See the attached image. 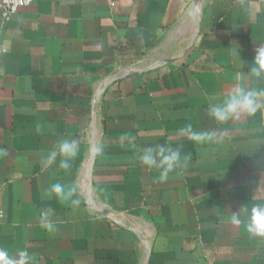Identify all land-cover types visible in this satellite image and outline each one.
I'll return each mask as SVG.
<instances>
[{"label": "crops", "instance_id": "crops-1", "mask_svg": "<svg viewBox=\"0 0 264 264\" xmlns=\"http://www.w3.org/2000/svg\"><path fill=\"white\" fill-rule=\"evenodd\" d=\"M262 46L264 0L0 9V247L33 264H264V237L231 223L264 203V106L227 123L208 112L233 88L264 91L249 73ZM206 131L216 143L191 139ZM64 139L79 142L70 168L45 166ZM156 145L191 158L161 179L138 160Z\"/></svg>", "mask_w": 264, "mask_h": 264}, {"label": "clouds", "instance_id": "clouds-1", "mask_svg": "<svg viewBox=\"0 0 264 264\" xmlns=\"http://www.w3.org/2000/svg\"><path fill=\"white\" fill-rule=\"evenodd\" d=\"M235 55L238 57L237 50ZM249 73L257 80H264V46L255 49L253 66ZM264 106V91L253 90L245 87H236L224 96L217 103H212L208 109L209 115L218 123H227L233 119H239L242 115L252 117ZM191 139L196 143H216L217 136L214 131L193 132ZM92 155L99 156L103 152L100 145L90 149ZM79 152V142L75 139H64L58 142L56 149L52 150L45 160V166L56 163L57 156L61 157L59 166L68 169L71 162ZM190 154L182 156L180 149L172 148L169 145L148 146L140 150L138 155L139 163L148 168L160 170L161 179L177 168L186 166L190 160ZM51 191L60 201H71L72 204H79L78 200L72 199L76 187H65L62 184H53ZM42 226L47 231H53L54 226L48 220V213L42 217ZM231 223L234 225L243 224L246 230L253 236L264 237V203H258L251 208L242 206L240 212H233ZM0 264H33V259L25 249H18L14 254L0 247Z\"/></svg>", "mask_w": 264, "mask_h": 264}, {"label": "built area", "instance_id": "built-area-1", "mask_svg": "<svg viewBox=\"0 0 264 264\" xmlns=\"http://www.w3.org/2000/svg\"><path fill=\"white\" fill-rule=\"evenodd\" d=\"M32 0H0V9L4 20L22 8L28 6Z\"/></svg>", "mask_w": 264, "mask_h": 264}]
</instances>
